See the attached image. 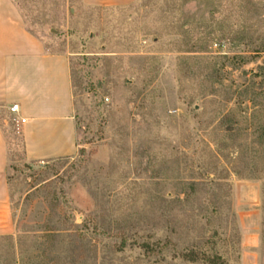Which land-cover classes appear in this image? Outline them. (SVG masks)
Returning a JSON list of instances; mask_svg holds the SVG:
<instances>
[{"label":"rangeland","instance_id":"1","mask_svg":"<svg viewBox=\"0 0 264 264\" xmlns=\"http://www.w3.org/2000/svg\"><path fill=\"white\" fill-rule=\"evenodd\" d=\"M15 2L70 57L77 148L26 159L0 108V264H264V0Z\"/></svg>","mask_w":264,"mask_h":264},{"label":"crops","instance_id":"2","mask_svg":"<svg viewBox=\"0 0 264 264\" xmlns=\"http://www.w3.org/2000/svg\"><path fill=\"white\" fill-rule=\"evenodd\" d=\"M127 5L136 0H81ZM20 121L24 156L45 160L76 152V115L70 57L50 51L25 25L15 0H0V108ZM8 149L0 124V235L15 232L9 206ZM244 181V180H243Z\"/></svg>","mask_w":264,"mask_h":264},{"label":"trees","instance_id":"3","mask_svg":"<svg viewBox=\"0 0 264 264\" xmlns=\"http://www.w3.org/2000/svg\"><path fill=\"white\" fill-rule=\"evenodd\" d=\"M142 246L145 248V250H151V247L147 243H143ZM181 257L184 260L191 261V262H195V261L200 260V259L208 261V262H214V260H213L214 257H209L206 255H200L197 252H195L194 250H188V251L182 252Z\"/></svg>","mask_w":264,"mask_h":264},{"label":"built area","instance_id":"4","mask_svg":"<svg viewBox=\"0 0 264 264\" xmlns=\"http://www.w3.org/2000/svg\"><path fill=\"white\" fill-rule=\"evenodd\" d=\"M9 110H10L11 112H17V110H18V105H17V104H12V105L10 106Z\"/></svg>","mask_w":264,"mask_h":264}]
</instances>
